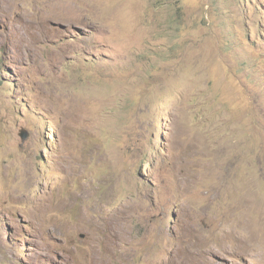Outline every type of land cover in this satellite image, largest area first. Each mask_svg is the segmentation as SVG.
Here are the masks:
<instances>
[{
    "label": "rangeland",
    "instance_id": "obj_1",
    "mask_svg": "<svg viewBox=\"0 0 264 264\" xmlns=\"http://www.w3.org/2000/svg\"><path fill=\"white\" fill-rule=\"evenodd\" d=\"M0 264H264V0H0Z\"/></svg>",
    "mask_w": 264,
    "mask_h": 264
},
{
    "label": "water",
    "instance_id": "obj_2",
    "mask_svg": "<svg viewBox=\"0 0 264 264\" xmlns=\"http://www.w3.org/2000/svg\"><path fill=\"white\" fill-rule=\"evenodd\" d=\"M20 135H21V137H22V140H23V141H26V139H27V137H28V135H29V132H27V130H25V129H22Z\"/></svg>",
    "mask_w": 264,
    "mask_h": 264
},
{
    "label": "bare ground",
    "instance_id": "obj_3",
    "mask_svg": "<svg viewBox=\"0 0 264 264\" xmlns=\"http://www.w3.org/2000/svg\"><path fill=\"white\" fill-rule=\"evenodd\" d=\"M97 223H98V222H97ZM106 224H107L106 222H105V223H103V225H105V226H106ZM108 225H109V224H108ZM109 227H110V226H108V228H109ZM106 245H108V243H107V242H106ZM108 253H109V252H108ZM103 256H105V258H106V257H108V256H110V255H103ZM110 257H111V256H110ZM163 257H164V256H163ZM111 258H112V257H111ZM111 258H110V259H111Z\"/></svg>",
    "mask_w": 264,
    "mask_h": 264
},
{
    "label": "trees",
    "instance_id": "obj_4",
    "mask_svg": "<svg viewBox=\"0 0 264 264\" xmlns=\"http://www.w3.org/2000/svg\"><path fill=\"white\" fill-rule=\"evenodd\" d=\"M180 16V8H178V10H177V20H179V17Z\"/></svg>",
    "mask_w": 264,
    "mask_h": 264
}]
</instances>
